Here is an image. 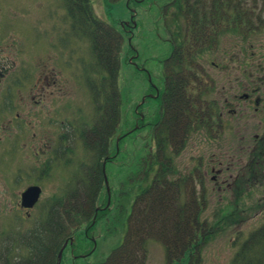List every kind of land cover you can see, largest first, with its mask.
I'll list each match as a JSON object with an SVG mask.
<instances>
[{
    "label": "flooded vegetation",
    "instance_id": "1",
    "mask_svg": "<svg viewBox=\"0 0 264 264\" xmlns=\"http://www.w3.org/2000/svg\"><path fill=\"white\" fill-rule=\"evenodd\" d=\"M178 1L161 2L162 24L152 20L149 43L156 49L144 58L148 67L140 62V42L137 47L130 43L134 36L138 40L139 27L129 5V21L119 27L80 22L85 33L97 25L101 41L107 30L121 41L127 36L128 62L146 80L140 98L130 105V127L114 64L110 69L100 64L93 71L98 75L88 76L87 61L81 58L83 74L77 76L83 75V83L78 85L88 92L84 103L90 104L83 109L70 99L77 88L75 42L61 38L57 26L40 28L38 45L47 57L39 64L32 96L38 133L26 134L38 143L20 154L32 156V165L26 158H12L7 166L10 187L26 183L17 192L16 213L11 208L5 212L12 226L9 244L0 253L2 264H155V241L160 242L162 264H194L204 243L206 187L218 200L264 202V45L253 48L250 9L241 28L233 11L228 21L198 20L211 14ZM72 31L76 33L74 23ZM8 58L0 55L4 109L13 107V94L27 85L26 73H13L14 60ZM8 122L10 126L12 120ZM129 136L131 150L124 143ZM139 139L147 144L139 148ZM30 186L39 187L40 195L26 208L21 195ZM46 187L65 190L58 195ZM78 211L84 223H70ZM61 220L70 224L59 244ZM33 230L44 234L46 242L29 244ZM23 248L24 253L18 252Z\"/></svg>",
    "mask_w": 264,
    "mask_h": 264
},
{
    "label": "rangeland",
    "instance_id": "2",
    "mask_svg": "<svg viewBox=\"0 0 264 264\" xmlns=\"http://www.w3.org/2000/svg\"><path fill=\"white\" fill-rule=\"evenodd\" d=\"M66 1L67 0H0V48L5 49L4 53L2 52L0 55L2 57H9L8 59L10 61L14 60L15 65L13 67V73L19 74L20 71L25 72V82L27 84L25 85L24 83L21 91H17L13 94L14 102L12 108L4 109L0 106V253L3 252L4 247L9 244L7 231L12 226L9 224L8 215L5 217V212L7 208H11L13 212L12 215L16 213L14 207L18 199L17 192L21 186H23L22 182L26 183L25 180H22L18 185L15 184L10 187L7 183V174L9 172L7 166L11 163L12 158L13 160H23L26 158L32 165V156H21L20 154H22V149L35 148L38 143V139H36L35 136L27 140L26 134L31 135L32 132L38 133L37 107L32 96L35 91L34 86L40 67L39 64L42 62L41 59L47 57L46 53H43L38 45L40 28L48 31L53 25L57 26L61 38L68 36L75 42L73 55L75 61L73 62L75 65L78 63V66L76 65L75 67L76 76L78 73L83 74L84 63H82V59L87 61L86 66L90 69V71L86 72L87 75H98V73L93 72L95 69H99L94 57V41L96 40L94 34L97 25H93V30H91L90 33H85V29H81L79 26L80 22L71 18L72 15L70 16L69 5ZM164 1L165 0H148L145 3H141V6L137 8L139 12L137 10L135 21L139 27V31L136 37H138L140 41L135 39L134 36L133 39L131 38L130 43L137 47L140 42L138 47L141 56L140 62H143L147 67L149 66V61L144 58L156 49L153 43H149L150 40L151 42L153 41L154 36L150 34V26L155 17L157 19V25H160V23L162 24L164 7L162 8L161 2L164 3ZM156 2L159 4L158 6L155 4ZM89 3L93 8L92 13L95 20L110 22L115 28L119 27L120 22L129 21L130 12L129 9L125 7L126 0H89ZM133 6L134 4L130 3L129 7L131 8ZM71 8L73 13L80 16L83 15L80 9H76L73 5ZM72 22L75 25V34L72 31ZM259 29L260 33H256L252 37L255 51L257 47L260 48L261 45H264V25L255 30L258 31ZM119 42L121 43L120 39ZM115 45L116 41L112 45V50H116ZM127 47L128 40L125 35L121 44V52L119 53L121 61L118 73V89L122 107L124 110H128L125 114V120L126 123H128L126 125L130 127V122L132 121L131 115L133 112V105H130L133 101L140 98V92L145 88L146 80L144 76L135 71L134 67L128 63V58L131 53L126 49ZM63 76H68L64 70ZM73 81L77 88L75 91H72V97L70 99H73V104L82 105V107H84L83 109L86 108V110H89L87 107H90V104L84 103L87 99L88 92L85 90L81 91L83 86L78 85L83 83V75L77 76ZM2 90L4 91V88H2ZM16 113H18V117H16ZM10 119L12 123L8 126V121ZM24 120L29 122L28 127L20 125L21 121L24 122ZM10 132L16 135L9 136ZM131 139V136H129L124 140L125 148L128 150L133 148V141ZM145 144H147V140L139 139V148ZM210 146L204 144V148ZM207 157L206 155V158ZM13 163H15V161H13ZM115 171L116 169L113 167L112 170L108 172V177L111 182L115 179L111 173L114 174ZM52 190L58 192L59 195L64 193L65 188L52 189L46 187V191L52 192ZM223 202L218 200L215 192H211L210 185L205 188V203L202 213L204 227L206 224L212 222L213 217L214 219L218 217L220 208L226 204ZM242 203V207L245 209V212L242 214L245 216L246 220L224 231H220L204 241L200 249L199 262L194 261V264H234V256L239 249L244 246V240L246 239L248 241V239L252 237V234L256 233L257 229L264 224V210L260 209V206H257V202ZM115 242L116 240L114 239L113 243ZM159 244V241H155V245L157 246L155 248L156 253L153 256V259L156 260L155 264L164 263L161 261L160 252H158L160 249L158 246ZM108 246L109 245H107L106 248ZM15 247L16 244L13 243L9 251L12 252ZM24 251L25 249L23 248L18 252L24 253ZM195 259L196 257H194V260ZM0 264L2 263L0 262Z\"/></svg>",
    "mask_w": 264,
    "mask_h": 264
},
{
    "label": "trees",
    "instance_id": "3",
    "mask_svg": "<svg viewBox=\"0 0 264 264\" xmlns=\"http://www.w3.org/2000/svg\"><path fill=\"white\" fill-rule=\"evenodd\" d=\"M66 2L69 5L70 16H73H71L72 19L79 22L82 20H95L89 0H67ZM186 3L189 6H198V9L195 8L194 10L208 12L211 14L210 16L198 17V20L219 21L224 19L228 21L229 18L227 14L233 11L236 26L243 28L245 23V12L249 8L251 14L250 20L252 34H256L258 31L255 29L258 27L261 28L264 25V0H186ZM178 4L181 5L184 4V2L179 0ZM72 5L76 9H80L83 15L80 16L73 13L71 8ZM194 18L197 19V17ZM95 36H97V38ZM100 36L99 29L98 32H95L94 34V37L96 38L94 41V51L97 56V63L100 67L101 65L105 67L107 66L108 69L112 68V65L114 64V70L117 72L119 65L118 54L121 50L122 41L120 43L119 39L113 33H111L110 30H107L105 40L107 42L101 41ZM115 41L116 50H112V45ZM113 52H115L114 60H112ZM260 157L261 154H259V159ZM253 168H255V166H253ZM261 170H264L263 166L261 167ZM257 174L262 173H260V170H258ZM242 204L243 203L237 201L226 202V204L220 208L218 217L216 219L213 217L212 222L205 225L204 229L206 231L204 230V241L208 240L214 234L220 231H224L231 226H235L240 222L245 221V216L242 214L245 212V209L242 207ZM257 206H260V209L264 210V202L257 203ZM74 215L75 216L73 219L68 220L70 223H74L75 225L84 223L85 218L82 216L81 212H75ZM69 224H65L62 220L60 221L59 244L63 242V239L66 236L65 233H68L69 230L67 228ZM27 239V242L29 244L32 243L33 245L46 242V236L44 234L40 235L38 230H33L32 232L28 233ZM243 244L244 246H242L234 256V264H264V224L257 229L256 233L252 234V237L249 238L248 241L245 239Z\"/></svg>",
    "mask_w": 264,
    "mask_h": 264
},
{
    "label": "water",
    "instance_id": "4",
    "mask_svg": "<svg viewBox=\"0 0 264 264\" xmlns=\"http://www.w3.org/2000/svg\"><path fill=\"white\" fill-rule=\"evenodd\" d=\"M39 193H40V190L38 187L36 186L28 187L22 193L21 205L24 207H32L34 203L37 201Z\"/></svg>",
    "mask_w": 264,
    "mask_h": 264
}]
</instances>
